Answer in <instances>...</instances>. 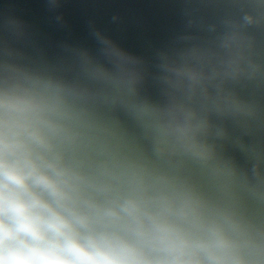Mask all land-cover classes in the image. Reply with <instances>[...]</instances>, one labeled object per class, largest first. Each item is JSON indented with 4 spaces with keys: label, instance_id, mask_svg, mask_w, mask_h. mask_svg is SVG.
<instances>
[{
    "label": "water",
    "instance_id": "95a60500",
    "mask_svg": "<svg viewBox=\"0 0 264 264\" xmlns=\"http://www.w3.org/2000/svg\"><path fill=\"white\" fill-rule=\"evenodd\" d=\"M54 105L101 202L194 208L264 264V0H0V94Z\"/></svg>",
    "mask_w": 264,
    "mask_h": 264
},
{
    "label": "clouds",
    "instance_id": "9594fccd",
    "mask_svg": "<svg viewBox=\"0 0 264 264\" xmlns=\"http://www.w3.org/2000/svg\"><path fill=\"white\" fill-rule=\"evenodd\" d=\"M56 108L0 94V264H245L188 205L133 191L101 202L64 163Z\"/></svg>",
    "mask_w": 264,
    "mask_h": 264
}]
</instances>
